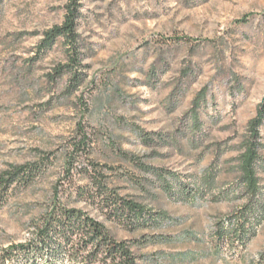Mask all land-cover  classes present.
<instances>
[{
  "label": "rangeland",
  "instance_id": "374dc122",
  "mask_svg": "<svg viewBox=\"0 0 264 264\" xmlns=\"http://www.w3.org/2000/svg\"><path fill=\"white\" fill-rule=\"evenodd\" d=\"M69 1L0 0V173L41 167L0 191V255L32 237L57 186L60 200L105 221L76 197L97 173L151 211L106 222L135 243L139 264H264V148L259 197L241 190L238 171L264 103V0H80L73 66L65 43L39 49ZM250 202V236L224 238ZM9 264L75 263L21 253Z\"/></svg>",
  "mask_w": 264,
  "mask_h": 264
},
{
  "label": "trees",
  "instance_id": "16d2710c",
  "mask_svg": "<svg viewBox=\"0 0 264 264\" xmlns=\"http://www.w3.org/2000/svg\"><path fill=\"white\" fill-rule=\"evenodd\" d=\"M80 17V0H70L66 5L63 23L44 32L39 49L48 50L57 43L63 42L68 49L69 65H80L77 51ZM72 74H74L71 77L72 84L76 81L74 85L79 86L81 79L77 71ZM263 124L264 103L258 106L256 116L248 123L241 153L238 156L241 190L250 198H257L261 194L258 164L264 148V143L261 141ZM87 141V134L83 133L80 139L74 142V146L77 150L83 149ZM66 170L71 172L70 167ZM40 171L41 167L38 164H13L0 173V191L8 193L19 183L24 185L32 183L39 176ZM88 174L87 185L76 187V197L79 201L84 200L99 210L105 216V221L92 216L83 208L60 200L57 186L51 205L32 223V237L25 243L3 249L0 264L17 262L21 253L50 257L52 262L64 254L75 264H139L135 243L119 239L106 222L140 223L146 213L151 211H148L143 203L112 191L102 175ZM253 208L254 204L248 203L236 222L224 224L222 227L224 238L234 237L243 240L250 236L253 229L249 215ZM261 259L264 261V252L261 254Z\"/></svg>",
  "mask_w": 264,
  "mask_h": 264
}]
</instances>
